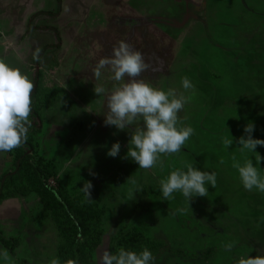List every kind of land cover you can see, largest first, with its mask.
<instances>
[{"label":"rangeland","instance_id":"rangeland-1","mask_svg":"<svg viewBox=\"0 0 264 264\" xmlns=\"http://www.w3.org/2000/svg\"><path fill=\"white\" fill-rule=\"evenodd\" d=\"M121 41L150 65L138 79L190 97L177 127L194 134L180 152L161 155L162 167L158 161L140 169L124 159L128 130L104 123L108 96L128 77L115 81L106 67L96 79L93 69ZM0 60L38 85L43 120L39 134L30 127L27 135L31 167L19 162L18 148L0 151V189L8 193L0 200V250L10 257L0 264L53 258L99 264L105 250L115 254L120 238L136 234L143 243L158 242L148 244L158 248L153 264H237L264 256V193L245 190L232 167L233 156L255 166L254 153L238 149L248 123L253 139L264 140V0H0ZM183 77L192 89L182 87ZM95 87L105 92L98 97ZM142 126L141 120L131 127ZM225 137L233 138L230 148ZM117 142L119 155L109 157ZM256 152L264 157V146ZM188 164L215 172L216 188L206 185L209 195L190 205L180 192L165 200L160 181ZM259 171L264 178V162ZM89 181L91 202L80 190ZM53 193L101 214L99 243L89 245L86 232L80 237L82 258L71 247L64 254ZM128 250L143 251L137 244Z\"/></svg>","mask_w":264,"mask_h":264},{"label":"clouds","instance_id":"clouds-1","mask_svg":"<svg viewBox=\"0 0 264 264\" xmlns=\"http://www.w3.org/2000/svg\"><path fill=\"white\" fill-rule=\"evenodd\" d=\"M40 49L34 53V59H38ZM106 67L114 73L115 81H122L128 77V82L115 87L107 98V112L105 113V126H115L119 131L128 130L131 139L129 150L124 159H132L140 169L149 170L160 162L161 155H171L180 152L185 142L194 134L191 127H180L178 113L183 109L190 97L177 96L175 89L167 92L154 88L150 84L138 79L150 65L145 63L141 52L133 50L131 45L121 41L118 47L113 48L111 57L101 59L93 69V75L99 79L102 70ZM185 90L192 89L194 85L187 77L181 80ZM34 90L33 82L19 69L12 68L3 60H0V151L10 152L22 145L27 139L31 121L29 120L31 108V93ZM95 94L99 97L105 92L103 87H95ZM143 121L142 127H131L138 121ZM254 124L248 123L244 128L245 137L238 141L239 151L254 153L253 159H246L243 165L233 156L232 167L238 170L243 187L247 191L254 188L264 193V178L260 175V164L264 157L256 152L258 146H264V140L253 139ZM225 148H230L233 138H223ZM121 144L112 145L108 151L109 157L119 155ZM220 163H224L223 160ZM90 174L91 173L90 171ZM131 179V178H130ZM129 179V180H130ZM128 180V181H129ZM135 185V181H131ZM162 195L165 200L173 198V193L180 192L189 202L196 197L209 195L206 185L216 188L217 176L215 172L200 171L191 164L187 165V171L174 170L166 179L160 181ZM93 184L84 182L80 189L86 201L91 202V190ZM139 191V188L137 189ZM183 211V210H181ZM226 251H231L233 244L225 246ZM0 257L7 261L9 253L6 249L0 250ZM155 257L147 248L137 253L121 247L113 254L105 250L100 257L99 264H153ZM50 264H60L57 258H53ZM66 264H77L69 259ZM237 264H264V256L257 255L247 258L240 257Z\"/></svg>","mask_w":264,"mask_h":264},{"label":"trees","instance_id":"trees-1","mask_svg":"<svg viewBox=\"0 0 264 264\" xmlns=\"http://www.w3.org/2000/svg\"><path fill=\"white\" fill-rule=\"evenodd\" d=\"M54 30L56 31V36L58 40H60L59 31L55 28ZM59 45H60V41L58 42L57 47H59ZM37 86L34 89V91L31 93L32 111L29 117V120L31 121V127L33 129L32 130L33 136L41 132L42 121H43L41 117L42 105L39 102H35V99H39ZM32 147H33L32 141L29 140L28 138L24 143H22L20 147H18L19 162L21 164H25L28 167H31L29 162L30 156L28 150L32 149ZM6 196H8V193H6L4 189L1 188L0 200ZM53 198L57 202L55 207V221H56V226L59 230V234L65 243L63 246V250L65 251L64 254H67L66 251L71 247L72 249H75L74 251H72L73 256H80V258H82L81 245L79 241L80 237L84 232H86L87 236L90 235V237H88L87 239L89 245L95 246L96 244L99 243L102 235L101 214L99 213V211H95L92 208H89L86 211L82 210L80 207L74 205L71 201L66 200L62 195H57L56 193H53ZM143 242H146V240H144L143 237H141L139 234L127 235L126 237L120 238V240L116 242L117 244L114 248V252L116 253L117 250L121 247L128 250L130 245L133 246L135 244L140 246L142 249L147 248L152 253L156 252V250L158 249L156 248L154 250L152 247L149 246V245H155L156 247H158L159 244L157 241L148 242V243H143ZM3 244H5L6 246H10L9 245L10 242L7 240H3ZM83 245L85 244L82 243V246ZM78 260L80 261L81 259Z\"/></svg>","mask_w":264,"mask_h":264}]
</instances>
